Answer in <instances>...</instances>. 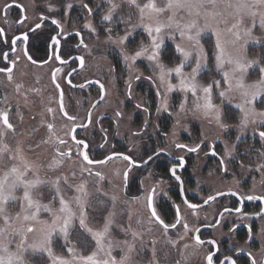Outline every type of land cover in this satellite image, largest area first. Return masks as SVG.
<instances>
[{"label": "flooded vegetation", "instance_id": "af4514ba", "mask_svg": "<svg viewBox=\"0 0 264 264\" xmlns=\"http://www.w3.org/2000/svg\"><path fill=\"white\" fill-rule=\"evenodd\" d=\"M138 2L141 4L142 0ZM117 3L121 7L113 13L112 21H106L104 16L111 7L108 0H0V29L3 30L0 32V53L7 54V59L0 55V68L13 69L11 73L0 72V112L7 111L9 122L16 126L15 123L20 121L18 118L22 119L21 115L26 113L21 101L12 102L19 90L31 104L41 106L44 113L29 115L28 121L31 132L38 128L37 134L45 136L49 132L48 135L54 137L45 149L44 144L41 145L42 175L51 177L59 173L63 180L64 177L71 180L65 175L67 169H70L69 173L79 175L76 180L86 182L88 196L96 193L110 212L119 213L120 227L127 229L131 225L132 230L141 233L143 246L139 241L137 246L152 259L161 258L162 264H206V256L212 254L214 264H220L225 256H232L238 264H251L252 259L262 264L264 199L249 200L247 197H264V140L249 131L243 134L221 128L219 131L218 125L207 128L200 123L199 116L189 110L185 113L184 125L175 132L178 124L173 126V123L179 119L174 113L187 100L186 95H180L177 85L169 97L167 109L162 112L155 109L156 97L162 94L153 72L159 70L147 58L139 57L134 62L142 69L143 78L141 73L133 79L127 77L129 65L125 55L110 44L109 37L130 33L124 46L126 50L135 49L133 54L142 47H149L151 37L143 29L136 31L134 26L139 24L138 19L131 23L133 17L129 15L128 5ZM8 4L12 7L7 8ZM49 5L54 10L49 11ZM41 16L45 19L42 20ZM53 20L58 24H53ZM36 24L40 27L36 28ZM25 34L27 40L23 39ZM175 45L166 35L160 59L168 68L177 65L176 56L179 54ZM248 50H251L249 45ZM97 55L107 59L110 76L121 79L123 92L129 99L119 100L120 108L116 105L100 106L107 97L108 87L101 76L105 66L97 65ZM203 73L202 70L198 76ZM173 77L172 74L170 82L175 85ZM133 87L138 90L141 102L133 98L136 97L132 94ZM232 105L230 113L225 114L231 116V121L224 123L236 129L234 118L239 111L235 103ZM126 110L128 117L123 119ZM64 112L75 119H68ZM64 123L65 129L61 127ZM0 124L3 129L2 121ZM49 125H52L51 130ZM42 126L45 134L40 133ZM259 129L257 132L262 131ZM73 136L85 141L87 147L77 146ZM61 140L65 143L61 144ZM177 144L186 147L178 148ZM189 148L197 150L189 151ZM83 151L90 159L105 162L89 165L78 154ZM125 155L135 163L123 159ZM50 158L65 164L47 167ZM113 160L122 164L121 192L115 204L105 187L107 171L104 170ZM78 163L82 164L81 168ZM82 168L101 173L103 179L89 175L88 171L82 172ZM172 168H175V175ZM126 171L127 181L124 180ZM61 183L65 185L62 180ZM149 195H152L153 207L165 223L171 225L179 218L175 228L165 232L154 219L149 223ZM140 198L144 201L143 209L139 206L141 211H134L133 216L129 201L139 202ZM190 204L198 207L193 209ZM237 208L240 211H236ZM185 223L187 232L183 228ZM197 235L204 244L196 243ZM127 236L131 240L130 234ZM210 240H215L216 244H209ZM169 241H174L175 245ZM152 259L149 264H155Z\"/></svg>", "mask_w": 264, "mask_h": 264}, {"label": "snow or ice", "instance_id": "6c2138e0", "mask_svg": "<svg viewBox=\"0 0 264 264\" xmlns=\"http://www.w3.org/2000/svg\"><path fill=\"white\" fill-rule=\"evenodd\" d=\"M108 3L111 7L104 16V20L112 21L113 13L121 7V4L115 3L114 0H108ZM121 3H125L129 7L134 6L139 10V27H142L151 37L149 47H142L131 57L125 56L126 60L131 59L132 62H135L137 58L146 56L149 61L154 62L155 68L159 70V79L162 84H166L169 92L176 87L170 82L172 74L175 73L177 77H180V91L190 92L198 100H203L202 104H195V111H201L205 117L214 119L221 129L226 130L229 127L224 123L227 117L221 108L212 101L213 88H221V80H215L207 86H203L197 81V76L201 74L202 70L209 67V54L205 50L202 39L205 33H210L215 36V67L217 71L222 73L223 84L227 86L219 91L218 96L228 103L239 101L235 103V107L241 113L239 127L242 131L247 129L249 125L264 128V110H258L256 107L257 103L264 104V54H255L249 58L248 53L250 43L264 41V36H257L254 31L257 28L264 30V0H234V3H228L226 7L234 9V12L228 13V15L235 17V20L230 26L223 29L220 27L221 24L227 25L228 21L225 19V13L217 10L220 0H163L162 5H158L156 0H147L144 4H140L138 0H121ZM17 6L19 7V5ZM6 7L10 8L12 5L8 4ZM84 7L87 8L88 5L85 4ZM52 10L54 9L49 5V11ZM181 11L186 12L187 15L178 16ZM165 13H170L166 21L161 19ZM41 19L43 20L45 17L41 16ZM20 22L23 23V21ZM52 23L58 24V21L53 20ZM86 26L91 27L90 25ZM35 27L39 28L40 24H36ZM2 31L0 29V32ZM108 31L111 32L112 30L108 29ZM177 34L182 43L175 45V51L182 59L174 68H168L160 59L162 46L166 35L170 39H176ZM128 35L121 37L119 43H125ZM224 37L230 38L224 39ZM23 39L27 40L28 36L25 34ZM52 39L55 43H59L55 37ZM12 43L14 44L15 41ZM0 55L7 59L6 53H0ZM29 59L31 60V57ZM82 63L83 60H81ZM192 63L194 66L191 67V73L185 74L184 68L191 66ZM226 66L228 70L225 71ZM253 69L258 71L259 77L254 82L248 83L247 78L250 75V70ZM12 71L13 69L7 66L0 68V72L11 73ZM11 78L9 75L8 79L11 80ZM56 87L59 88L60 85L57 84ZM101 89H103V85H101ZM198 91L203 93V97L198 96ZM162 106L167 109L166 99L162 101ZM180 107L181 111H184V104H181ZM49 111L52 110L49 109ZM61 111H63L62 101ZM64 115L70 120L75 119L68 116L67 112H64ZM0 121L4 125V130H0V158H3L5 153H9L8 159L19 160L20 162L19 165L14 164L0 175V221H2V225H0V264H35L38 258L44 256L51 261V264H134V254L139 255L137 242L139 241L143 246L141 233L132 230L131 225H129L123 231L126 236L130 234L131 240L119 241L110 238L114 213H110L106 218L102 230L91 228L86 222L87 200L85 198L88 196L86 182H81L75 187L77 195L72 198V201L66 200L61 192V179L59 177L55 180L42 179L33 172V166L20 155L21 150L19 148L16 149L14 155L11 154L9 145L3 140L8 131H14L13 124L9 122L7 111L0 112ZM48 127L51 130L52 125ZM73 131L75 130L73 129ZM258 135L261 140H264V130L259 131ZM72 138L76 140L75 136ZM60 143L63 144L65 141L61 140ZM76 144L79 147H87L83 140H76ZM176 146L178 148L186 147L183 144ZM188 150L196 151L197 149L189 148ZM78 154L82 155L83 160L89 165L105 162L90 159L86 151ZM60 155L63 156L65 153H60ZM68 155H71V150H69ZM123 159L135 163L130 156L125 155ZM148 159L150 160L151 157ZM59 163L58 160L53 161V165ZM83 171H88L89 175L103 179L99 172L92 173L88 168H82ZM171 171L175 175V168H172ZM74 175L75 173H73ZM127 179L128 172L126 171L124 180L127 181ZM63 182L68 187H72L68 184L67 177H64ZM47 185H52L55 188L51 199L53 202L58 200V209L55 208L54 203L44 204L41 202V197L45 194L42 186ZM17 192H22V195L18 196ZM116 199V196L111 197L113 204H115ZM209 199H214V197H209ZM247 199H264V197L248 196ZM17 201H19L20 211L12 215L8 211V207L14 206ZM71 204H74L77 210H73ZM147 206L151 209L149 223L154 219L163 227L165 232L169 228H175L176 223H179V218L176 223L171 225L160 218L155 207H153L152 195L147 197ZM189 207L194 209L198 206L190 204ZM236 211H240V209L237 208ZM42 212L50 214L51 219H40ZM77 220L79 227L95 241L96 250L90 255L79 254L70 237V229ZM183 228L185 232L188 231L186 223L183 224ZM29 234H32L31 239ZM54 238L64 240L65 243L62 247L66 248L67 257L55 254L53 249ZM195 240L198 245L204 244L199 235L195 237ZM169 243L175 245L174 241H169ZM208 243L215 245L216 241L210 240ZM13 244L15 245L14 250ZM185 247L188 246L185 245ZM117 250L121 253L119 258L113 255V252ZM153 255H155V250H153ZM225 262L238 264L232 256H225L220 264H225ZM206 264H214L212 254L206 256ZM251 264H257L256 260L252 259Z\"/></svg>", "mask_w": 264, "mask_h": 264}, {"label": "rangeland", "instance_id": "374dc122", "mask_svg": "<svg viewBox=\"0 0 264 264\" xmlns=\"http://www.w3.org/2000/svg\"><path fill=\"white\" fill-rule=\"evenodd\" d=\"M118 1L121 2V0H114L115 3H117ZM147 0H142L141 4L146 3ZM158 5H162L163 0H156ZM81 3V1H80ZM79 3V5H80ZM228 3H234V0H220V3L218 5L217 10L218 11H223L225 13V19L228 21V24H221V28H225L227 26H230V24L232 22H234L235 17L233 16H229L228 13L234 12L233 8H227V4ZM124 7V5H122ZM129 7V6H128ZM131 8V9H130ZM133 7H129L128 11L129 15H131L133 17V19L130 21L131 23H134L135 20L138 19V23L137 25H135L134 27L137 30L143 29L142 27H139L140 25V14H139V10L136 8H133V11L135 10V14L132 11ZM170 13H165L161 19L165 20L167 19V16ZM187 13L184 11H181L178 13V16H186ZM247 22V21H246ZM201 23H203V20H201ZM95 29L97 30V27L95 26ZM144 31V29H143ZM255 34L257 36H264V30H260L259 28L255 29ZM120 32V31H118ZM123 35H120V33L116 34L113 38L111 37L110 39V44H112L113 46H115L116 48H119L121 50V53L124 54L125 56H133L134 54V50H129V49H125L124 43L121 44L119 43V40L121 37H124L125 34L127 33H122ZM230 37H224V39H228ZM172 41L176 44L178 43H182L180 37L176 36V39H172ZM202 43L205 47V50L207 51V53L209 54V59H208V64L210 65L207 69L203 70L204 73L201 76H197V81L199 82V84L203 85V86H207L208 84H205V82L210 81L211 83H213V81L215 80H221V88H213V93H212V101L214 104H216L217 106H219L223 112V114H227L230 113V110L232 109V104L239 102L238 100L233 101L232 103H228L227 101H223L219 96L218 93L222 88H226L227 86L225 84H223V80H222V73L217 71L216 67H215V59H214V55H215V36L211 35L210 33H205L204 34V38L202 39ZM249 46L251 47V50H248L249 53V58H252L255 54H264V41H262L261 43H250ZM97 60H98V64L101 67H104V73L101 75L104 80L106 81L107 87H108V94L107 97L105 98L104 101H102L100 103L101 107H107L110 105H116L117 107L120 108L121 103L119 102V100H127L129 98H126V95L123 92V87L122 86V82L120 78H116V77H112L110 76V73L108 71V67H109V63L107 62V59L104 56L101 55H97ZM142 59H145L146 57H140ZM176 58L178 59L177 61V65L179 64L180 60L182 59V57H180L179 55L176 56ZM129 67H127V77L129 76V79H133V77L135 75H138L139 73H141V75L143 74L142 69L136 65L134 62H132L131 59L127 60ZM166 65V64H165ZM176 65V66H177ZM167 66V65H166ZM194 66V63H192L191 66L189 67H185L184 68V73L188 74L191 73V67ZM212 68V69H211ZM225 71L228 70L227 66L224 69ZM173 75L175 77L172 78V81L174 82L175 86L177 87V85L179 86V81H180V77H177L175 75V73H173ZM153 76L156 79V82L158 83L159 87H160V92H161V97H156L157 102H156V106L154 107L155 109H157L158 111L162 112L165 108L162 106V101L163 100H167V106L169 104V97L171 96V94L173 93V91L169 92L167 90L166 84H162L160 79H159V72H153ZM144 76L142 75V78ZM259 77V73L256 70H250V75L247 78V82L248 83H252L254 82L256 79H258ZM128 79L125 80V82H127ZM209 83V84H211ZM179 88V87H178ZM132 94L136 95V97L133 98H137V100L139 102H141V98H139L138 96V90L134 89V87L132 88ZM16 95H20V97L16 96ZM180 95H186V103L183 102L182 104H184V111H181V107L179 106L178 111H176L174 113V117L179 121L178 122H174V124H178L177 127L175 126V132H177L180 127H182L184 125V122L186 120V112H188L187 110H189L190 112H193L194 114L199 116V121L201 120V124H204L207 128L209 127H215L217 126V123L215 122L214 119L210 118V117H205L203 115V113L201 111H195V104L196 103H203V100L200 99L198 100L197 97L193 96L190 92L186 93L181 91ZM198 96L199 97H203V93L198 91ZM25 95L22 92V90L16 91L15 92V98L14 100H12L13 103L17 104L20 101L22 102L21 107L23 112H26L24 114L21 115L22 119L19 117L18 119L20 120L19 122H14L15 123V127H14V131H8L7 135L3 138L4 142L7 143L11 149V154L14 155L16 152V149L19 148L20 151V155L24 158V160H26L30 165L33 166V172L38 175L40 178L45 179V180H55L56 178H60L62 181L63 179L58 175L59 173H55L54 176L51 177H44V175H42V169H43V149L41 147V145L44 144V149L45 147H47L50 143H52L54 141V137L53 135H48L49 132H46V135H39L37 134L38 132V128L36 129V131H34L32 129L31 132V125L28 121V117L29 115H39V114H43L44 110L41 106H35V104H31L29 100L25 99ZM141 97V95H140ZM36 99V98H35ZM9 100V102L11 101ZM39 102V101H38ZM227 105V106H226ZM222 106H225L224 109L222 108ZM258 110H264V104H260L257 103L256 105ZM239 111V110H238ZM126 112V116L123 119H127L128 117V112L127 110ZM182 112L184 114V116H182ZM180 113V115H178ZM238 116L236 118H234V123H235V128L233 129L232 127H228L226 130L230 131L231 133H234V131H238L240 134H243L244 131H249L250 134H257L258 135V129L259 127H257L256 125H249V127L247 129H244L243 131L241 130V128L239 127L240 124V116L241 113L238 112ZM16 114V113H15ZM193 114V115H194ZM31 117V116H30ZM227 119H225L224 121H231V116H227ZM175 119V120H176ZM120 123H122V121H120ZM119 123V124H120ZM230 125V124H229ZM63 129H65V123L61 126ZM262 130H264V128H261ZM259 129V130H261ZM0 130H4V128L2 129V126L0 124ZM220 127H219V131H220ZM40 133L45 134V127L42 126V128L40 129ZM259 136V135H258ZM176 140V138H175ZM9 153H5L3 155V158H0V175L3 174L4 171H7L11 166L15 165H19V160H10L8 159ZM53 158H50V162L48 163L47 167H50V165H53ZM65 164V162H60L58 165L59 166H63ZM57 165V164H56ZM55 166V165H53ZM79 168H81L82 164L80 165V163H78L77 165ZM45 167V166H44ZM121 169H122V164L120 161L117 160H113L111 162V164H108L105 166L104 170L107 171V176H106V184L105 187L107 188V191L110 195L112 196H116L118 197L120 195L121 192ZM66 173L65 175H69V177L71 178L68 179V184L72 185V188H75L76 186H78L81 182L76 180L77 177H79V175L75 174L73 176V174L69 173L70 169L65 170ZM61 187V192L64 195L65 199L68 201H72V198L77 195V193L75 192L74 189H72L71 187H68L67 185H63L61 183L60 185ZM43 191L45 192V194L41 197V202L44 204H49V203H54L55 208H59V204H58V200L53 202L52 201V195L55 192V188L52 185H47V186H42ZM18 196L22 195V192H17ZM98 195L96 193H90L89 196H87L85 199L87 200V205H86V212H87V224L93 228L94 230H102L104 227V223L106 218L109 216L110 213H114V216L112 217L113 219V225L111 228V232H110V238H112L113 240H119V241H123L125 239L129 240V237L125 235V232L123 231V227H120V220H121V216H119V213L116 211L110 212L108 208H106L105 204L106 203H101L102 201L97 197ZM144 201L142 198H140L139 202L138 201H133L130 200L129 201V208H130V214L135 216L137 211L138 213L143 209V205ZM71 207H73V210H77L74 204L70 205ZM141 207V210H139L138 207ZM132 209V210H131ZM8 211L12 214L15 215L17 212L20 211L19 208V201L16 202V204L10 205L8 207ZM40 219H44V220H50L51 216L48 213H41L40 215ZM0 225H2V221H0ZM31 235L29 234V238L31 239ZM70 237L72 239L73 244L76 245L77 251L79 254L81 255H90L93 251L96 250V245H95V241L91 239V237L89 236L88 233H86L83 229H81L79 227V223L78 220L74 222L73 227L70 229ZM64 240L61 239H56L54 238V244H53V249L55 254L57 255H62L67 257V252H66V248L62 247V245H64ZM83 245V246H81ZM140 246H137V251L139 253V255H135L134 254V264H149L151 262L152 256L147 255L144 251H142V249L139 248ZM13 250L15 249V245H12ZM120 252L114 251L113 255L117 256V258H119L120 256ZM143 256L145 257V260H143ZM160 258V257H159ZM159 260V259H158ZM156 258H153L152 261H154L155 264H162L161 258L158 261ZM35 264H51V261H49L47 259L46 256L44 257H40L37 259V261L35 262Z\"/></svg>", "mask_w": 264, "mask_h": 264}]
</instances>
